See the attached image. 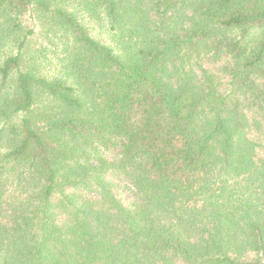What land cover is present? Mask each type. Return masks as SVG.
I'll use <instances>...</instances> for the list:
<instances>
[{
    "label": "trees",
    "instance_id": "trees-1",
    "mask_svg": "<svg viewBox=\"0 0 264 264\" xmlns=\"http://www.w3.org/2000/svg\"><path fill=\"white\" fill-rule=\"evenodd\" d=\"M0 264H264V0H0Z\"/></svg>",
    "mask_w": 264,
    "mask_h": 264
},
{
    "label": "rangeland",
    "instance_id": "rangeland-1",
    "mask_svg": "<svg viewBox=\"0 0 264 264\" xmlns=\"http://www.w3.org/2000/svg\"><path fill=\"white\" fill-rule=\"evenodd\" d=\"M26 17V16H25ZM27 25V27L33 26V28H35L37 30V34H34L33 36H31V45L33 46H38L42 41V36L38 30V22H36L35 19H31L28 18L25 20V23ZM85 24L86 26H88V28L90 29V33L92 34V36H94L96 39L100 40L101 42H108V36L105 34L104 29L102 28V26H100L98 24V22H94L92 20H85ZM37 26V27H34ZM8 48H12L11 43L7 46Z\"/></svg>",
    "mask_w": 264,
    "mask_h": 264
}]
</instances>
